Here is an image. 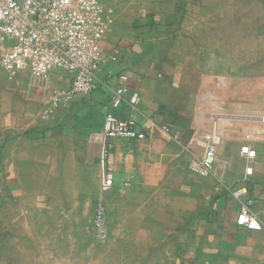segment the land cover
I'll list each match as a JSON object with an SVG mask.
<instances>
[{
    "label": "crops",
    "instance_id": "crops-1",
    "mask_svg": "<svg viewBox=\"0 0 264 264\" xmlns=\"http://www.w3.org/2000/svg\"><path fill=\"white\" fill-rule=\"evenodd\" d=\"M101 4L107 59L92 94L72 95L59 68L42 78L0 62V264H264V0ZM10 47L0 34V59ZM122 74L128 95L114 109ZM108 113L145 138H110L115 181L103 192ZM214 126L221 143L201 177L191 163ZM241 187L260 230L237 225Z\"/></svg>",
    "mask_w": 264,
    "mask_h": 264
},
{
    "label": "built area",
    "instance_id": "built-area-1",
    "mask_svg": "<svg viewBox=\"0 0 264 264\" xmlns=\"http://www.w3.org/2000/svg\"><path fill=\"white\" fill-rule=\"evenodd\" d=\"M105 29L101 0H0V34L11 43L0 62L14 71L30 66L33 74L42 78L59 68L71 77L70 93L85 97L97 89V73L107 59L100 46ZM127 81L125 74L119 76V85L111 100L114 109L126 100ZM130 103L137 105L138 96L134 95ZM113 136L131 140L145 138L134 118L106 114L98 158L103 192L112 190L115 181L108 143ZM220 143V135L214 126L204 135V157L193 161L191 170L201 177H208L213 171ZM241 156L253 161L256 152L244 147ZM246 171L250 174L252 168ZM234 196L243 199L237 225L248 230H260L262 226L252 212L253 200L248 197L246 187L235 190ZM108 235L107 213L99 205L94 216V236L105 241Z\"/></svg>",
    "mask_w": 264,
    "mask_h": 264
}]
</instances>
